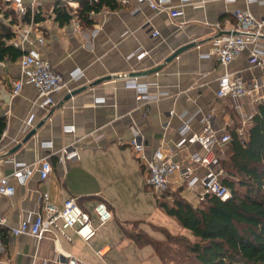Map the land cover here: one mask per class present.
<instances>
[{
	"label": "crops",
	"instance_id": "0c3cea01",
	"mask_svg": "<svg viewBox=\"0 0 264 264\" xmlns=\"http://www.w3.org/2000/svg\"><path fill=\"white\" fill-rule=\"evenodd\" d=\"M82 1L23 0L28 13L21 17L15 11V4L0 0V42L20 51L16 58L5 56L0 60V118L6 122L0 139V160L9 157L8 152L32 129L37 130L36 134L10 155L19 162L30 164L44 155L45 150L37 149L41 141H53L54 148L76 142L79 152L78 160L64 164L53 159L54 169L47 180L41 181L34 175L26 184L14 182L15 195H0V217L7 220L6 231L24 220H32L44 194H48L49 202L57 208H62L66 199L75 197L90 213L97 203L104 202L115 216L120 197L115 200L109 196V184L125 181L132 186L147 180L144 164L127 144L132 138V127L140 131L146 153L151 156L160 147L175 149L178 130L186 122L193 130L200 131L202 116H211L218 130L233 132L242 126V118L233 101L219 99L216 95L218 80L225 69L214 56L202 58L201 55L210 51L215 36L235 26L233 12L236 9L248 7L257 17H264V3H259L263 0L251 4L246 0H204L184 5H180L179 0H170V7L181 10L176 18L169 12L153 10L148 0H116L115 9L104 8L92 13L88 24L74 15ZM34 3L38 4L41 14L30 36L33 43L17 46L16 31L35 16ZM58 6L71 10L73 19L70 22L60 24L57 21L55 9ZM216 24L221 28L216 30ZM95 29L98 32L93 35ZM154 31L159 33L158 37L152 36ZM39 32L45 39L44 45L36 40ZM188 44L195 46L166 63L174 51ZM32 46L38 47L42 56L68 81V88L56 94L57 103L50 108L39 105V93L31 85L13 94V85L21 77L20 58ZM260 48L264 50V36ZM250 51L251 48L229 67L230 71H239L248 83L264 76V69L250 66ZM143 52L148 54L140 57ZM160 65L163 68L158 73L141 77L131 75ZM75 70L81 74L72 79L70 74ZM131 79L149 84L150 95L160 98L148 104L137 102L135 91L126 87L127 80ZM98 80H102L101 83L90 88ZM84 86L88 87L86 91L59 106L70 91ZM96 98L105 101L94 105ZM243 106L248 114L258 110V106L247 100L243 101ZM31 115L34 116L33 124L25 130ZM66 124L75 125L76 132L64 134L62 128ZM1 170L9 174L12 166L3 165ZM145 187L149 188L147 183ZM185 193L197 198L194 192H180L184 198ZM93 221L98 225L95 217ZM67 234L71 242L62 236L49 235L36 242L32 237L7 234V254L12 264H67L70 255L89 264L80 250L99 246L97 236L89 245L73 230ZM101 250L105 252L101 256L104 258L112 252L109 245L102 246L97 254Z\"/></svg>",
	"mask_w": 264,
	"mask_h": 264
},
{
	"label": "built area",
	"instance_id": "2783aa9c",
	"mask_svg": "<svg viewBox=\"0 0 264 264\" xmlns=\"http://www.w3.org/2000/svg\"><path fill=\"white\" fill-rule=\"evenodd\" d=\"M2 1L15 4V11L19 16L27 15L28 8L24 5L23 0ZM203 1L179 0L180 5ZM246 1L251 4L258 0ZM148 3L157 12H169L172 18L178 17L181 13L178 8L170 7V0H148ZM259 3H264V0ZM66 4L71 5L69 2ZM32 6L35 16L29 24H24L22 28L16 31L19 42L17 46L23 47L26 42L33 43L30 41V36L38 25L35 17L40 16L41 10L36 3ZM60 7L58 6V8ZM233 17L235 26L228 32L215 36L211 41L210 51L202 54L201 57L214 56L225 69L218 80L216 95L219 99L233 101L235 110L242 118V126L233 132L225 129L218 130L214 127L211 116H202L200 131L193 130L189 122H186L178 130L179 140L175 149L160 147L151 156L146 153V146L140 131L136 127H132V138L127 144L146 168L147 186L159 197L186 190L194 192L199 203L204 202L208 197H216L223 202L233 198L232 190L222 182L226 172L220 166V159L233 140L243 144L248 139L246 126L251 122L254 114L247 113L243 101L247 100L256 106L264 104V76L256 77L248 83L239 71L229 70L231 64L250 48L248 57L250 66L264 69V50L260 48V42L264 36V17H257L248 7L236 9L233 12ZM214 28L218 30L221 26L216 24ZM97 32L98 29H95L93 35H96ZM152 36L158 37L159 33L154 31ZM36 40L39 45L45 43L42 33L38 34ZM147 54V52H143L140 57ZM19 63L21 77L13 85V94L17 95L25 85H31L39 93L40 102L38 103L41 107L50 108L56 105V94L68 88V81L64 76L53 68L51 63L42 56L40 49L35 46L25 51ZM76 71L70 74L72 79H76L81 74L80 71ZM126 87L133 89L136 93V101L143 104L160 98V96L150 95L149 84L140 83L136 79L127 80ZM104 101V98H96L93 104ZM170 113L173 114V112ZM33 120L34 116L31 115L26 122L25 130L32 126ZM62 131L66 135L74 134L76 127L73 124H66ZM75 143L54 148L53 141H41L37 149L46 152L30 164L19 162L13 156L0 160V195L9 197L15 195L16 186L14 182L26 184L34 175H37L41 181L47 180L54 169L53 159L60 164L78 160L79 152ZM32 149L35 151L36 148L32 147ZM3 165H11L12 171L9 174H4L1 170ZM39 203V210L32 220H24L19 226L12 227L8 231H6L8 225L6 218L0 217V264H12L5 243L7 234L15 237H32L36 242H40L49 235H54L56 237L62 236L71 242V237L68 236L67 232L73 230L79 238L90 245L97 236L99 228L113 219L111 210L104 202L97 203L93 213L84 210L75 197L66 199L62 208L53 206L49 202L48 194H44ZM94 217L97 219L98 225L94 224ZM104 254L105 252L102 250L98 252L100 256ZM67 264L85 263L70 255Z\"/></svg>",
	"mask_w": 264,
	"mask_h": 264
},
{
	"label": "trees",
	"instance_id": "16d2710c",
	"mask_svg": "<svg viewBox=\"0 0 264 264\" xmlns=\"http://www.w3.org/2000/svg\"><path fill=\"white\" fill-rule=\"evenodd\" d=\"M117 5L116 0H83L74 15L88 24L92 13L115 9ZM55 13L60 24L73 19L66 6L56 8ZM19 55V50L0 42V60ZM5 129L6 122L0 118V139ZM247 133L245 143L233 140L220 159L226 172L222 182L232 190L231 200L208 197L194 206L178 192L157 200L161 210L196 239L188 249L198 264H264V104L258 106ZM164 233L165 242L148 236L144 240L141 233L131 235L139 246L150 245L159 259L166 262L168 241L173 236L167 230Z\"/></svg>",
	"mask_w": 264,
	"mask_h": 264
},
{
	"label": "rangeland",
	"instance_id": "374dc122",
	"mask_svg": "<svg viewBox=\"0 0 264 264\" xmlns=\"http://www.w3.org/2000/svg\"><path fill=\"white\" fill-rule=\"evenodd\" d=\"M145 186L146 183L141 180L139 185L132 186L125 181L109 184V196L115 200L119 196L120 203L112 221L98 230L96 240L100 241L99 246L80 250L89 264H198L188 249L189 244L196 239L161 210L157 204L158 196ZM177 192L180 194L181 190ZM185 198L194 206L199 203L194 194L185 193ZM165 230L173 236L168 241L166 262L159 259L150 245L139 246L131 235L141 233L144 240L148 236L165 242ZM104 245L112 248V252L105 258L97 254L98 249Z\"/></svg>",
	"mask_w": 264,
	"mask_h": 264
},
{
	"label": "water",
	"instance_id": "95a60500",
	"mask_svg": "<svg viewBox=\"0 0 264 264\" xmlns=\"http://www.w3.org/2000/svg\"><path fill=\"white\" fill-rule=\"evenodd\" d=\"M195 46V44H188L185 46H182L181 48L177 49L176 51H174L167 59H166V63L172 62L173 60H175L180 54H182L183 52L193 48ZM163 65H160L154 69L148 70V71H144V72H134L132 73V77H141V76H147V75H151L154 73H158L160 70H162ZM109 79V78H108ZM102 80H98L96 82H94L93 84L90 85V88L93 86L98 85L99 83H101ZM88 89L87 86H84L82 88H79L77 90L71 91L67 94V96L64 98V101L60 103L59 106H62L63 103L65 101H70L73 97H75L76 95L86 91ZM41 124L38 126L40 127ZM37 130L36 129H32L27 136L23 139L22 142H20L17 146H15L14 148H12V150H10L8 152V155H12L14 153H16L19 149H21V147L23 146V144H25L27 141H29L35 134H36Z\"/></svg>",
	"mask_w": 264,
	"mask_h": 264
}]
</instances>
